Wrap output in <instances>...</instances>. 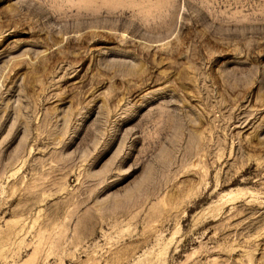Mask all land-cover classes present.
Here are the masks:
<instances>
[{"label":"rangeland","instance_id":"obj_1","mask_svg":"<svg viewBox=\"0 0 264 264\" xmlns=\"http://www.w3.org/2000/svg\"><path fill=\"white\" fill-rule=\"evenodd\" d=\"M0 264H264V0H0Z\"/></svg>","mask_w":264,"mask_h":264}]
</instances>
